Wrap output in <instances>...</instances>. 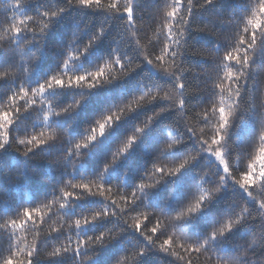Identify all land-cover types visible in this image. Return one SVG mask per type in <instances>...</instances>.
<instances>
[{
    "label": "trees",
    "instance_id": "obj_1",
    "mask_svg": "<svg viewBox=\"0 0 264 264\" xmlns=\"http://www.w3.org/2000/svg\"><path fill=\"white\" fill-rule=\"evenodd\" d=\"M93 3L0 0V264H264V0Z\"/></svg>",
    "mask_w": 264,
    "mask_h": 264
},
{
    "label": "snow or ice",
    "instance_id": "obj_2",
    "mask_svg": "<svg viewBox=\"0 0 264 264\" xmlns=\"http://www.w3.org/2000/svg\"><path fill=\"white\" fill-rule=\"evenodd\" d=\"M70 2L78 3V4L84 5V6L98 7V4H94L93 0H70ZM210 2H211V0H205V3H210ZM56 14L57 13H52V15H56ZM89 44H91V42H89ZM86 50H87V48H85L83 51H86ZM173 55H175V53H173ZM158 59H159V57H158ZM149 62H151V61H149ZM120 63H121V66H122V64H123L122 61ZM178 87H180V88L183 87L182 81L179 83ZM10 100H15V96L14 95L10 96ZM10 126L11 125H9V128H10ZM20 142L23 143V141H20ZM41 143H43V142H41ZM174 144H176V142H173V145ZM173 145H167L166 147L171 148ZM4 146L5 145H0V148H2ZM38 146L39 145H37L36 147H38ZM186 163L187 162L185 161L184 165H181L180 167L174 169V171L176 173H178L183 168V166L186 165ZM155 167H156V170L158 172L163 173L165 171V169L163 167H157V166H155ZM257 183H258V181H257ZM254 185H255V183L252 184V186H254ZM154 186H155L154 184H146L144 182H140L137 185V188H135L130 194H128L126 196L123 195V196L120 197V202L123 203L125 205V207H121L120 204L117 205V206L120 208L121 211L125 210L129 205H131L132 203H134L138 199L137 189L142 191V190L154 187ZM74 187L83 188V189L87 190L88 193H90V194H98L100 196H105V192L106 191H109V192L111 191V187H109L108 189H104V188H99L98 187L96 189V191H93L92 188L90 187L89 183H79V184L75 185ZM68 195L72 196L73 194L72 193H68ZM77 195L78 194H76L75 196H77ZM129 197H130V199H129ZM112 203L116 204V201L112 200ZM202 207H203V204L201 202H197L195 204V206L191 209V211L195 212V211L201 209ZM262 207H264V205H262ZM109 211H110L109 209H105L102 212H100V211L94 212L90 216L84 217L83 219H77L75 221V226L78 227L82 223L86 224V223H88L90 221L95 220L97 217H100V216H103V215H108ZM25 212L28 215H32L31 210H25ZM141 217H143V219H141ZM148 217H149V213L147 211L137 212V215H136L135 219H133L132 222L129 223V225L131 227H134L136 230L142 232L149 241L153 242L155 240V237H156L157 233H160V231L162 229L160 227V221L159 220L153 221V224H152L153 226L151 228H149ZM235 223H239V221L237 220L235 222H228L226 224V227L219 229V231L220 232L229 231V230H231L234 227ZM146 227L148 228V231L152 233V235H146L145 234V228ZM108 235H109L108 232H102L98 236L95 237L94 242L97 243V244L103 243L105 241V238ZM212 235H213V237H215L216 233L213 232ZM155 244L158 245V247L161 250H163L165 252H170L172 255L176 256L178 259L184 260V257L181 256L178 252L172 251V248L175 245V241H174V239L172 237H165L163 240H155ZM83 246H86V245H83ZM81 247H82V245L78 244L74 251L79 253L80 250H81ZM69 250H70V248H68V247H65V248H59L58 247V248L54 249L53 252L49 253V255L50 256L51 255H56V254L62 253L64 251H69ZM189 250L197 252V248L194 245H190V246L185 248V251H189ZM142 253H143V249H140L138 253H134L133 255H138V254H142ZM128 259H129V257H122L117 262V264H125V261H128ZM3 264H15V261L13 260L12 256H9L3 261ZM28 264H32L31 255L29 256ZM185 264H191V262L190 261H185Z\"/></svg>",
    "mask_w": 264,
    "mask_h": 264
}]
</instances>
